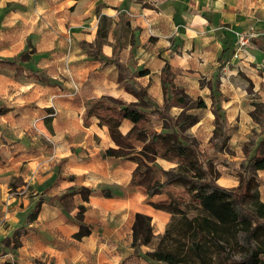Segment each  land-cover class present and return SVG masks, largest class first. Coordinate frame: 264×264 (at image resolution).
Returning a JSON list of instances; mask_svg holds the SVG:
<instances>
[{"label": "crops", "instance_id": "crops-1", "mask_svg": "<svg viewBox=\"0 0 264 264\" xmlns=\"http://www.w3.org/2000/svg\"><path fill=\"white\" fill-rule=\"evenodd\" d=\"M120 13L123 14L122 20L125 25L123 23L116 28ZM101 16L108 19V31L120 30L117 37L121 35L123 38L121 33L123 28H130L132 32L129 36L128 50L125 53L123 38L121 58H127L131 51L132 37L135 43L133 53L137 66L139 67V55L141 62L157 61L156 71L159 80L165 62L177 71V77L180 75L200 77L204 76L208 69L212 73L221 67L217 63L225 60L222 69L229 71L230 76L240 71L264 82V37L251 38L243 51L237 57L233 56L236 51V34H249L264 29V0H0V61L5 60L2 57H10L21 51L29 41V45L34 49L29 61L32 65L39 61H57L59 56L72 64V84L68 82L64 83L66 86L62 84V89H58L61 94L58 96L62 99L54 100L52 104L59 109L70 106L77 108L80 113L75 122L77 128L56 130L57 134L44 139L53 144L49 150L47 146L41 147L43 152L26 159H23L24 154H18L12 162L15 164H19V160L24 162L23 166L29 170V184L37 187L36 194L39 196H61L66 189L72 187L93 189V185L98 183V177H94L92 171L98 166L102 167L103 172L110 178L100 177L101 185L114 183L125 187L131 178L133 163L129 169L125 166L126 161L121 163L112 158H102V152L114 147L106 127H101L103 138L100 139L94 128V126L99 128L98 121L92 119L90 127L84 128L81 118L84 107L90 99L103 95L114 97L112 94L115 89L119 95L123 92L131 97V100L114 98L126 102L135 101L130 94L118 88L117 72L113 66L101 68L100 62L91 58L80 47L81 42L94 45ZM18 31H24L29 39L20 36L16 38ZM117 37L115 39L103 37L101 52L105 57L112 55ZM145 43L149 47L144 49ZM110 74L113 80L112 78L109 80ZM30 78L36 79L32 76ZM139 79L138 82L144 86ZM103 86L113 89L102 91ZM37 91L44 96L43 90L40 89L32 90L30 96L34 98ZM161 103L162 100L158 104ZM52 104L44 103L41 109L52 108ZM224 104L222 103L221 107L230 123L231 117L226 113ZM6 106L10 109L8 105ZM3 116L5 115L0 117ZM248 118L251 122L249 113ZM122 126H127L124 132ZM79 127L87 130L88 133L84 131H81V134L77 133L80 132ZM130 127V123L124 122L120 130L125 134ZM2 134H0L1 139ZM95 138L98 142L94 141ZM24 146L25 143L22 141L16 151L12 153L3 151V156L9 158L10 155L24 152ZM115 161L117 162L112 164ZM157 162L159 165L171 164L164 160ZM14 166L8 167L7 164L4 168L0 167V204L6 200L7 205L11 206L14 200L7 196L6 182L7 178L16 175L13 171L16 169ZM21 176L25 175L22 173ZM69 176L75 179L69 180ZM78 199L79 195L74 196L75 204H78ZM84 203L88 212L100 210L102 220L104 219L102 232L94 233L91 229V234L86 237L89 238L86 241L88 246L82 247V251L43 248L42 250L47 252L50 258H56L58 264H147L143 259L132 257L133 250L130 243L134 217L131 210L153 219L154 236L164 232L170 220L168 213L141 204L133 205L134 208H131V200L129 202L124 198L90 196L88 202ZM10 208L14 209V206ZM58 208L62 210L58 205L51 206L44 203L41 206L42 212L46 213ZM3 210L5 211V206ZM73 211L69 213L72 218ZM109 214L118 215L115 223H112L113 218L107 219L106 216ZM84 222L87 221L84 219ZM64 228L70 230L71 235L78 231V226L74 222L64 224ZM150 250L151 248L141 247L142 252ZM66 260L69 263H66Z\"/></svg>", "mask_w": 264, "mask_h": 264}, {"label": "trees", "instance_id": "trees-1", "mask_svg": "<svg viewBox=\"0 0 264 264\" xmlns=\"http://www.w3.org/2000/svg\"><path fill=\"white\" fill-rule=\"evenodd\" d=\"M119 15L116 28L124 23L123 14ZM107 24L108 19L101 16L94 45L81 42L80 47L100 62L101 68L113 66L117 72L118 88L130 94L135 101L126 102L105 95L92 98L84 107L82 123L88 127L92 119H96L99 127H106L114 147L102 153L103 159L112 158L121 163L127 161L134 164L130 181L122 188L123 196L141 190L146 204L170 215L164 232L156 239L151 217L134 214L130 243L132 255L147 264H264V202L260 200L258 190V175L264 171V104H257L249 112L251 120L261 132L253 134L255 144L238 172V185L233 188L217 185L218 174L211 159L206 158L196 141L186 134L198 118L184 113L190 99L175 82L177 71L168 62L161 68L162 103L158 104L150 97L147 87L137 80L148 76L150 71L137 66L132 37L127 58H121V35L116 39L112 55L105 57L102 54V39ZM32 53L34 49L28 45L27 50L12 60L0 61V66L12 68L17 74L23 73L26 69L22 64L31 60ZM30 76L37 78L38 74L31 71ZM216 91L215 85L210 86L211 111L215 131L225 141L229 137L227 130L230 123L221 107L222 97ZM205 107L201 100L196 103V108ZM173 108L182 110L181 114L172 115ZM9 111L5 104H0V116ZM44 111L53 114V109ZM50 122L49 118L44 120L49 130ZM124 122L131 124L125 134L120 130ZM221 148L212 147V152ZM158 160L169 162L174 167L164 169ZM69 179L74 180L75 177L70 176ZM20 183L12 187L16 188ZM76 195L80 196L82 202H88L90 196L112 198L109 193L100 195L87 187L71 188L61 196H39L26 213L25 224L33 223L44 203L58 205L68 212L66 206L72 204V198ZM77 210L72 220L78 226V231L72 238L80 241L91 234V228L84 223L85 207L80 205ZM25 232V226H20L4 237L0 256H4L6 250L18 249ZM141 247L151 250L142 252Z\"/></svg>", "mask_w": 264, "mask_h": 264}, {"label": "rangeland", "instance_id": "rangeland-1", "mask_svg": "<svg viewBox=\"0 0 264 264\" xmlns=\"http://www.w3.org/2000/svg\"><path fill=\"white\" fill-rule=\"evenodd\" d=\"M131 32L130 28L127 27L123 28L121 32L124 38L125 53L126 50H128L129 36ZM119 33L120 30L114 29L108 31L107 28L104 37L115 39ZM18 36L26 40L29 39V36H27L24 31H18L16 33V38H20ZM16 38H14V40H16ZM28 42L29 41H27V44L22 50L15 55L27 50L29 45ZM147 47L149 46L145 43L143 48L145 49ZM67 52L68 50L66 53ZM139 53H143V51H139ZM15 55L5 58L2 57V59L10 61ZM138 58L139 67H145L150 70V75L140 78L139 81L147 87L150 97L154 101L160 103L162 100V94L161 81L159 80L158 71H156L158 62H153L151 60L141 62L140 55ZM33 64L34 65L30 62L22 64L26 69L24 71L25 74H17L12 68L10 69L7 67V69L6 67L0 66V104H5L10 107L9 113L2 118L0 117V134L3 133L2 139L0 138V167L4 168L8 164V167L15 165L14 168H16L13 170L16 175L10 176L6 179L8 185L7 196L14 200L11 202V206L7 205L6 200L2 201L0 204V251L1 240L5 236L10 235L20 226H25L26 228L25 234L20 238L21 246L13 251L6 250V255L0 256V264H58L56 258H50L47 252L42 249L53 248L59 250L64 249V251L81 249L82 251V247L84 248L88 246L86 241H88L89 238H83L80 241L74 240L72 238L73 234L71 235L70 230L64 228V224H73L72 216L69 214L72 210H74L73 213L75 216L78 212L77 208L80 205L86 207V204L81 201L80 196L78 204H75L74 197L72 198V204L70 203L66 206L68 212L60 210L59 208L48 213L42 212L41 210L32 224H25L26 213L35 203L39 195L36 194L37 187L29 184V170L23 166L24 162L19 160V164L12 163L14 162V158H16L18 154H24L25 156L23 159H26L31 155L36 156L40 152H43L41 147L44 146H47V150H49L50 147H53V144L44 139L50 135L57 134L56 130L63 131L68 128L76 129L75 122L80 116L79 110L75 107L70 106L69 108L59 109L58 106H53L52 104V101L62 99L61 96H58L61 95L60 92H58V89H62V84L66 82L72 84L71 73L73 70L71 69V62L67 61L62 56H59L57 61H39ZM217 64L221 65V67L215 69L212 73H210V69H208L205 75L200 77H184V75H180V77L176 76L175 82L186 91L190 99L188 107L184 110V113L187 115H195L198 118L197 123L190 127L186 134L196 141L200 151L205 157L211 159L212 166L218 174L215 183L224 188H233L238 185V172L248 154L251 153L253 144H255L254 140L256 138H254L253 134H259L261 132L256 123L252 120L251 122L249 121L248 113L252 111L257 104H264V82L258 78H252L250 74L240 71L235 72L230 76L228 74L229 71L222 69L225 60L219 61ZM32 70L39 73V75H42L38 76L36 79L30 78L28 73ZM108 78L110 80L112 75L110 74ZM64 85L66 86V84ZM212 85L216 86L217 91L215 93H220L222 97L221 105L222 103H225V111L231 117L229 128L227 130L229 137L225 141H223L220 134L215 131L216 127L213 122L214 116L211 111L209 99L210 86ZM39 89L41 91L43 90L44 96L37 91V94H34L36 96L32 98L30 92ZM104 89L105 91H110L113 87L108 89L103 86L102 91H104ZM121 93L122 96L119 95L118 91L115 89L113 90L112 96L122 97L127 101L131 100V97L123 92ZM44 100L45 102H43ZM199 100L205 103V108H196V103ZM44 103H47V105L52 104V108L50 109H53V114H48L44 109H41ZM181 112L182 110L177 108L171 110V113L174 116H178ZM46 118H49L51 121L53 120L50 122L52 125L51 130H49L44 124ZM57 125H59V127ZM90 125L88 127H83L89 128ZM94 128L100 135V139H102L103 130L101 127L97 128L94 126ZM79 129L80 132L78 131L77 133L81 134V131H84V133L87 132V130H83L81 127H79ZM121 129L124 132L127 129V126H122ZM22 141L25 143L24 152L10 155L9 158L3 156V151L9 153L16 151L18 148L17 146L20 142L22 143ZM94 141L98 142V139L95 138ZM219 146L222 147L219 151L212 152V147L220 148ZM116 162L117 161L112 164ZM132 165L131 162L126 161L125 163V166L129 169ZM160 165L165 169L174 167L173 164L169 165L161 163ZM92 172L94 177H98V183L96 182V185H93L94 188L91 189L98 191L100 195L102 193H109L112 198H124L128 199L129 202L131 200V208H134L133 205L139 204L149 206L146 204L145 196L141 190H136L130 194H124L123 196V186L114 183H109L107 185L100 184V177L110 179L108 174L103 172L102 167L98 166ZM22 173L25 176L22 177ZM260 173L261 178L258 175V190L260 200L264 202V171ZM19 179L22 180L21 183L19 182ZM18 183H20V186L16 188L12 187L13 184ZM69 189L71 188L66 189V192ZM41 197L50 198L43 195H41ZM4 206L5 211L3 210ZM12 206H14V209L10 208ZM131 213L134 217L136 212L131 210ZM83 215L84 219L87 221L84 223L88 225L94 233L102 232L104 219L102 220L100 210H90V212H88L85 208ZM106 217L107 219L113 218L112 223H115L117 221L116 219H118V215L114 216L109 214ZM152 225L154 232L153 219ZM64 230L67 234H65ZM159 236H155V238L157 239ZM97 245H99V242H97ZM132 257L139 259L134 255H132ZM66 263L69 262L66 260Z\"/></svg>", "mask_w": 264, "mask_h": 264}, {"label": "built area", "instance_id": "built-area-1", "mask_svg": "<svg viewBox=\"0 0 264 264\" xmlns=\"http://www.w3.org/2000/svg\"><path fill=\"white\" fill-rule=\"evenodd\" d=\"M237 36V43H236V51L234 53V57H237L238 54H240L244 47L249 43L251 38H256V37H264V29L261 30L260 32H250L249 34H236Z\"/></svg>", "mask_w": 264, "mask_h": 264}]
</instances>
